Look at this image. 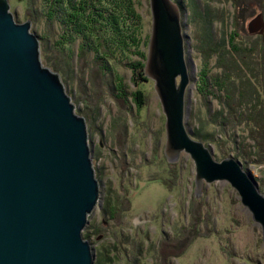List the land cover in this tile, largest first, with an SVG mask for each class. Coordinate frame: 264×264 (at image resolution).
<instances>
[{
  "label": "rangeland",
  "instance_id": "1",
  "mask_svg": "<svg viewBox=\"0 0 264 264\" xmlns=\"http://www.w3.org/2000/svg\"><path fill=\"white\" fill-rule=\"evenodd\" d=\"M177 1L183 11L186 55L190 56L187 65L194 82L185 128L196 141H200L194 136L198 130L212 138L202 143L212 150L215 160L234 157L264 195V135L262 139L253 131L254 114H264V91L254 90V82L264 78V62L259 60L261 55H254L258 60L253 71L242 69L241 53L235 50L252 43L260 49L257 38L262 39L264 33L250 35L247 29L261 14L259 6L253 0ZM193 1L199 12L192 17ZM32 3L9 0L18 22L33 23ZM135 3L136 23H128L125 14L122 20L124 29L129 24L132 41L121 54L131 67L110 64L117 90L113 93L103 83L106 71L103 74L99 67L80 63L82 55L79 59L73 56L74 50L68 53L73 59V78L65 80L62 61L54 65L55 55L64 59L54 23L49 31L41 21L31 25L39 42L44 40L40 46L43 66L62 74L60 79L87 124L93 167L102 186L99 203L84 230L92 238L95 264H264L261 227L242 206L237 192L225 181L204 183L197 199L195 165L189 155L181 152L174 163L164 156L165 116L154 83L146 78L142 88L135 85L137 75L144 73L152 22L149 1ZM244 36L250 37L249 43ZM104 53L100 59L106 57ZM117 53L116 49L114 57ZM224 99L228 110L223 108Z\"/></svg>",
  "mask_w": 264,
  "mask_h": 264
},
{
  "label": "water",
  "instance_id": "2",
  "mask_svg": "<svg viewBox=\"0 0 264 264\" xmlns=\"http://www.w3.org/2000/svg\"><path fill=\"white\" fill-rule=\"evenodd\" d=\"M148 1L144 76L165 116L164 156L174 163L181 152L189 155L197 199L204 183L227 182L261 227L264 244V195L255 180L232 157L217 162L185 128L192 74L180 8L173 0ZM31 25L18 22L9 0H0V264H95L83 233L102 186L87 124L60 75L43 66ZM247 29L263 35L262 14Z\"/></svg>",
  "mask_w": 264,
  "mask_h": 264
},
{
  "label": "trees",
  "instance_id": "3",
  "mask_svg": "<svg viewBox=\"0 0 264 264\" xmlns=\"http://www.w3.org/2000/svg\"><path fill=\"white\" fill-rule=\"evenodd\" d=\"M30 1L31 3L32 1L33 3L35 2L34 4L32 3L33 7L30 10L32 11L31 13L32 14L31 18H33L32 24L39 21H41V23L42 22L46 23L47 24L46 26L49 31V28L51 30L52 25L54 23V29H56L57 34L59 33L60 35L56 43H58V40L61 43L62 49L61 52H59V54H62L64 56V59L62 60L61 57L58 58L55 55L54 65H56V63L59 62L58 59L62 61L63 64L62 69L66 70V74L64 76L65 80L69 77L73 78L72 75L73 59L68 53L70 51L73 52L74 50L73 56L74 54H77L79 59L80 57L79 53H81L82 55V59L80 63L84 65L90 63L92 66L99 67L102 73H103L102 71L103 69L106 71L107 74L104 78L103 83L105 84V86L109 88L108 90L110 91V93H113L116 89L113 88L114 87L112 81L113 73H111L112 71L110 68V64L120 66L119 65L120 63L123 68L131 67V65L129 64L131 62L125 60V58L127 57L125 55L122 56L121 54L123 53V51L127 50L125 44L127 42L130 43L132 41V39L129 38L128 36L129 31L127 28L129 24L127 28L124 29L123 25L125 23H122V20H123V14H125L127 16L126 20L130 19L128 23H131V25L132 23H136V20L134 19V15L136 12L134 11L133 8V4H136L135 0H78V2L75 3L73 2V0H30ZM173 1L179 6L180 11L182 13L183 11L180 3H178L177 0H173ZM253 1H256L255 4H258L259 12L263 15V19H264V0H253ZM190 9L192 11V17L199 12L198 5L195 2L194 4L192 3ZM44 12H46V15H44ZM47 16L50 19H47ZM45 19H47L46 22L44 21ZM36 24H40V23H36ZM206 24L207 26H210L211 23L209 22V20H207ZM126 38L129 39L126 40ZM243 38L245 43H249L250 37L244 36ZM257 42H259L258 44L260 45V49L256 48L257 45H253V43L248 44L249 47L247 46L243 48L236 47L235 50L240 51L241 53L239 55V60H240L239 66L242 67V69L244 68L249 71H253L252 67L253 64L256 63L255 59L258 60L254 55H261L259 57L260 58L259 60L260 62L261 61L264 62V38L263 37L262 39L257 38ZM43 44H44V40L40 41L41 47H43ZM79 44H81L82 47H84L85 52L82 48L79 49L78 46ZM101 49L104 50L105 53ZM116 49L118 53L117 56L114 57L113 53H115ZM216 49H219V47H216ZM88 53L90 57L87 56ZM102 53H104V56L106 57L100 59ZM66 54L68 56V60H67V56H65ZM247 59L252 60V62H248ZM146 83H147V79L144 76V73H139L137 75V81L135 85L142 88V86H144V84ZM254 83L257 84V86H254L255 91L256 88L261 91H264V78H262L259 82L255 81ZM250 88L253 89V86H251ZM137 94L138 96H141V92H138ZM248 94H250V91H248ZM230 96L232 97V94L228 92L229 99H231ZM244 99H246V96L241 97L239 102L244 103ZM224 105H226V108ZM224 105L223 108L227 109L228 106L225 99H224ZM79 115L81 116L80 113ZM254 116L255 118H257V121L253 126V131L255 134L260 135L263 139L264 124H262L263 123L262 119H264V114L262 113V115L258 116V114L256 113L254 114ZM251 135L253 134L251 133ZM194 136L196 139L200 140L203 143H205L208 140H212V138L206 137V135H202L201 131L199 130L195 132ZM255 138L256 137L254 136L253 141ZM257 143H258L257 141L254 142L255 148L258 147ZM255 163L260 164L261 161L258 162V160H256ZM103 208L104 210L107 209V202L103 205ZM83 236L86 239L90 238L88 233L87 234L84 233ZM99 260L100 259H98V261Z\"/></svg>",
  "mask_w": 264,
  "mask_h": 264
},
{
  "label": "bare ground",
  "instance_id": "4",
  "mask_svg": "<svg viewBox=\"0 0 264 264\" xmlns=\"http://www.w3.org/2000/svg\"><path fill=\"white\" fill-rule=\"evenodd\" d=\"M193 83H194V82H193ZM193 83H192V84H193ZM218 84H219V83H218ZM190 87H191V86H190ZM227 125H228V124H227ZM86 126H87V125H86ZM233 158H234V157H233ZM92 159H93V158H92ZM175 250H176V249H175Z\"/></svg>",
  "mask_w": 264,
  "mask_h": 264
},
{
  "label": "flooded vegetation",
  "instance_id": "5",
  "mask_svg": "<svg viewBox=\"0 0 264 264\" xmlns=\"http://www.w3.org/2000/svg\"><path fill=\"white\" fill-rule=\"evenodd\" d=\"M92 238H89V240L91 241Z\"/></svg>",
  "mask_w": 264,
  "mask_h": 264
}]
</instances>
